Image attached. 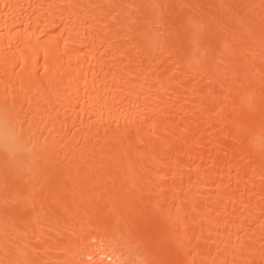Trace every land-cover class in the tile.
Here are the masks:
<instances>
[{"label": "bare ground", "instance_id": "obj_1", "mask_svg": "<svg viewBox=\"0 0 264 264\" xmlns=\"http://www.w3.org/2000/svg\"><path fill=\"white\" fill-rule=\"evenodd\" d=\"M0 264H264V0H0Z\"/></svg>", "mask_w": 264, "mask_h": 264}]
</instances>
